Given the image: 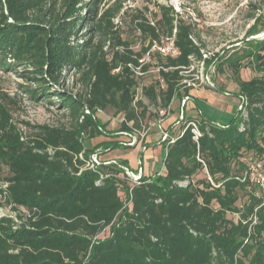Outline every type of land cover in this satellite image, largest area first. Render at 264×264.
I'll list each match as a JSON object with an SVG mask.
<instances>
[{
    "label": "trees",
    "instance_id": "trees-1",
    "mask_svg": "<svg viewBox=\"0 0 264 264\" xmlns=\"http://www.w3.org/2000/svg\"><path fill=\"white\" fill-rule=\"evenodd\" d=\"M101 1L0 0V69L20 66L19 89L71 121L26 135L0 102V206L15 212L0 216V264H264V187L252 172L264 159V37L218 57L243 111L228 123L187 117L173 142H162V170L126 183V161L85 168L90 140L103 133L93 112L111 109L123 115L122 131H141L148 107L138 87L158 112L175 97L196 103L186 77L206 57L194 24L172 6L157 4L152 21L134 17L143 40L134 50L113 22L121 4ZM162 38L176 54L151 52ZM145 54L157 72L142 85L152 65ZM243 68L254 75L242 78ZM70 69L76 93L57 89ZM189 121L198 123L196 139Z\"/></svg>",
    "mask_w": 264,
    "mask_h": 264
},
{
    "label": "rangeland",
    "instance_id": "rangeland-1",
    "mask_svg": "<svg viewBox=\"0 0 264 264\" xmlns=\"http://www.w3.org/2000/svg\"><path fill=\"white\" fill-rule=\"evenodd\" d=\"M115 1L121 4L122 9L113 22L118 26L121 37L129 40L134 50H138L143 42L139 33L134 30V17L140 13L152 21L153 13L157 10V4L172 6L175 12L194 24V31L199 34L202 40L201 52L203 57H206V61L194 60L186 77V82L192 86L190 94L192 92L196 95L194 97L196 103L189 98L185 106L181 108V97L174 98L161 125L169 136H174L181 130L182 126L179 124L187 117L200 119L201 114H204L216 123H228L235 117L238 112L237 106L240 103V96L237 93L238 89L232 80L231 73L219 64L218 57L223 56L226 51H228V55L231 54L232 46H242L240 43L242 40L261 36L264 33V0H102L100 7L104 8ZM255 7H259L260 10H256L255 19H251L249 15L253 13ZM170 41L171 39L162 38L159 44L152 47L151 52L159 50L158 47L166 48L170 45ZM168 53L172 54L171 51ZM144 60L150 61L152 65L140 77V84L142 85L149 84L156 77L157 72L156 62L150 55L145 54ZM21 71L20 66L15 69H0V102L9 108L12 121L16 127L26 135L33 134L36 131V126L43 124L52 127H69L70 116L64 109L44 99L31 100L26 92L19 89L20 84L24 82ZM240 74L244 79L254 75L248 68L241 69ZM30 84L32 83L30 82ZM57 89L76 93L79 90L77 74L71 69L64 73ZM136 95L148 107L147 114L142 120L144 127L141 129V132H146V136L140 146L134 149L135 146L123 144V140H126V136L120 134L123 115L115 113L111 109L93 112L92 117L97 120L103 133L92 138L90 145L95 147L93 153L97 154L101 162L112 159L122 160L103 157L106 153L129 155L134 167L126 166L133 172H136L138 160H141V167L147 174L146 176L152 177L161 171L159 170L162 166L161 154L157 155L150 147L144 151L141 148L146 137L156 132L159 134L157 141L160 142V130L157 125H154L156 119L160 117V113L157 105L149 104L148 100L142 97L140 87H138ZM51 99L55 100L56 97ZM180 110H182L184 119L179 122ZM171 118H174L172 123L165 125V121ZM163 145L165 144L163 143ZM100 166L102 165H98L97 169H100ZM200 176L201 174L198 175V177ZM254 176L256 178V175ZM120 178L126 183L132 181L130 177L127 179ZM121 198H124L123 195Z\"/></svg>",
    "mask_w": 264,
    "mask_h": 264
},
{
    "label": "built area",
    "instance_id": "built-area-1",
    "mask_svg": "<svg viewBox=\"0 0 264 264\" xmlns=\"http://www.w3.org/2000/svg\"><path fill=\"white\" fill-rule=\"evenodd\" d=\"M158 49L163 54H167L169 51L172 52V55L177 53L176 49L173 46L172 40L170 41V45L167 46L166 48L158 47ZM139 61L141 62L142 60H139ZM129 66L131 67L130 64H129ZM135 73L138 76L141 75V73L138 72L137 67L135 68ZM188 99H189L188 96H183L181 98V100H180L181 108H183L185 106ZM244 103H245L244 98L240 97V103L237 106L238 112L243 111ZM97 110L101 112V109H97ZM182 110H180V113L178 114V121H182L184 119V115L182 113ZM84 111L86 114H90V111L88 109H85ZM168 111H169V108L167 110L160 111L159 112L160 117H158L154 123V125H157V128L160 130V133H161L159 143H162L164 141H167V143H171L174 140L173 136H169L168 133L166 131H164L161 127L163 120H164V116H166L168 114ZM188 127H189L190 131L193 133V138L196 139L200 135V132L198 129V123L196 121H189L186 123L185 129ZM120 134L126 136V140H123L124 141L123 144L126 146L140 145L143 138L146 136L145 131L141 132L138 130L122 131V132H120ZM142 148H143V150L146 149L144 146ZM48 151H49V153L51 152L50 149H48ZM115 163H117V162H116V160H113V159L101 162V160L98 158L97 154L93 153V154L89 155V157L85 163V168L97 169L98 165H109V164H115ZM121 167L124 170V172L126 173V175L128 177H130L133 182H137L140 179V177L142 176L143 169L141 167V160H138V166H137L136 172H133L127 166H121ZM260 169H264V159L259 164H257L256 166H252V172L254 175H256L255 180L257 182H259L262 187H264V173H260L259 172ZM10 211H11L10 206H5V205L0 206V216H13L14 217V214H12L13 211H11V213H9Z\"/></svg>",
    "mask_w": 264,
    "mask_h": 264
},
{
    "label": "crops",
    "instance_id": "crops-1",
    "mask_svg": "<svg viewBox=\"0 0 264 264\" xmlns=\"http://www.w3.org/2000/svg\"><path fill=\"white\" fill-rule=\"evenodd\" d=\"M191 96L192 97H196L195 93H192V92H191ZM173 119L174 118H171V119L165 121L164 124L165 125L166 124H171L172 121H173ZM173 125H174V123L172 124V126ZM158 137H159V134L157 132L156 133H153L151 135H148L146 137V139L143 141L142 147L144 146L145 148H149V147L150 148H153V151H155L157 155L158 154H161V163H162V166H163V159H164V156H165V153H166V148H165V145H163L162 143H159V141H157L159 139ZM152 139H154V140L152 141ZM139 146L140 145L135 146L134 149L137 148V147H139ZM141 149H142V151H144L143 148H141ZM162 149H163V152H162ZM103 157H105V158H118V159H122V160L127 161V165L130 168H133L134 167L133 163H131V161H130V156L127 155V154H124V153H119V154H114V155H110L109 153H106L105 155H103ZM162 166H161V169H159V170H162ZM143 174L144 175H147L144 172V170H143Z\"/></svg>",
    "mask_w": 264,
    "mask_h": 264
},
{
    "label": "water",
    "instance_id": "water-1",
    "mask_svg": "<svg viewBox=\"0 0 264 264\" xmlns=\"http://www.w3.org/2000/svg\"><path fill=\"white\" fill-rule=\"evenodd\" d=\"M261 36H264V33L261 34ZM261 36H254V37H251V39H257V38H259V37H261Z\"/></svg>",
    "mask_w": 264,
    "mask_h": 264
}]
</instances>
